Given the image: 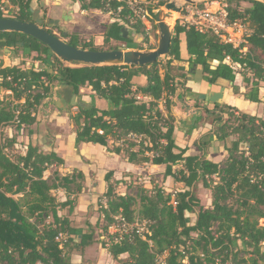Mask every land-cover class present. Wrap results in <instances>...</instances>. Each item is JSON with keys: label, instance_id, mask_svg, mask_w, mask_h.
<instances>
[{"label": "trees", "instance_id": "obj_1", "mask_svg": "<svg viewBox=\"0 0 264 264\" xmlns=\"http://www.w3.org/2000/svg\"><path fill=\"white\" fill-rule=\"evenodd\" d=\"M72 1H79L82 11L107 12L100 0ZM167 1L161 0L160 5ZM240 2L225 1L229 20L241 21L245 26V43L240 48L220 43L214 35L199 33L176 20L166 61L143 67H71L31 37L0 33V47L14 45L26 55L33 53L35 62H44L49 53L52 57L48 69L3 67L0 60V88L10 91L15 102L0 101V264H72L74 252L83 254L95 244L105 248L118 264H153L155 256L163 253L166 264H264V119L226 104L203 105L205 117L199 115L186 131L190 134L199 124L211 125L206 134L209 140H197L200 154L184 156L187 147H177L173 136V97L182 102L195 96L185 88L187 75L211 85L225 80L232 83L234 94H239L234 85L236 72L226 62L227 57L239 66L246 85L245 100L260 102V84H264V5L248 1L251 6L241 9ZM13 9L15 13L9 15ZM31 10V0H0V18L29 22ZM122 27L112 22L104 41L134 45L131 37L122 39ZM132 32L143 34L139 26L132 27ZM67 43L100 51L92 41L79 45L76 35ZM244 47L246 51L240 52ZM174 62L187 63L188 69ZM57 85L73 87L79 98L82 88L93 93L91 103L80 100L77 111L68 114L75 146L85 143L106 147L115 154L123 153L134 165H165L164 176H170L182 189L172 196L161 187L149 190L137 185L128 186L129 192L120 195L115 192V182L110 181L112 173H107V188L100 198L106 199L107 208H99L102 235L96 239L98 222L92 226L87 221L85 229L77 227L75 212L77 195L83 190V174L73 171L61 176L55 171L52 179H44L45 171L60 167L63 160L30 139L23 142V154H11L26 128L32 134L30 127L37 123L38 108L55 94ZM159 101L164 102L166 116L158 109ZM182 108L189 110L187 105ZM11 124L15 125L16 135L4 138L2 129ZM129 134L145 136L147 145L127 140ZM121 139H125L124 145L108 147L110 140L115 143ZM214 141L226 153L218 163L206 157ZM178 164L181 167L173 170ZM198 185L209 193L207 208L201 203ZM58 189L66 192L64 201L52 195ZM114 215L128 223L137 219L146 222L147 242L138 236L113 241L107 228ZM60 234L65 236L62 245L56 241ZM122 255L125 258H119Z\"/></svg>", "mask_w": 264, "mask_h": 264}, {"label": "crops", "instance_id": "obj_2", "mask_svg": "<svg viewBox=\"0 0 264 264\" xmlns=\"http://www.w3.org/2000/svg\"><path fill=\"white\" fill-rule=\"evenodd\" d=\"M76 8L74 6L73 10L67 12V14L71 13L72 20L74 18H84L83 15L87 14V11L80 10V6ZM77 10L80 11V13H78ZM63 14L66 13L62 12V15ZM111 23L112 21H108L106 24L110 25ZM106 30L107 27L103 31L102 39ZM181 49L183 52L184 43H181ZM213 63L216 66L217 63ZM173 65L184 67L185 71L188 69L187 63L174 62ZM186 79L187 80L185 88L189 89L193 94H195V96H193L194 98H192L190 101L191 103H194L195 100H197L198 94L205 93L207 91L219 92V89L223 87L224 91L221 104L233 106L240 111L264 119V113H262L263 98L261 97V93L259 94L260 102L252 103L245 100V98L243 97V93L246 91V88H244V86V89L241 88L239 90V94H234L232 90V83H229L222 79L217 80L216 84L214 85L208 84L207 82H204L198 78H192L190 76H187ZM234 85L237 86V83L234 82ZM80 90L81 92H87V94L83 95V98L81 100L86 103H91L93 101V93L91 92V90L88 88H82ZM188 99L190 98H187V100ZM172 100L175 103V105L171 108V112L175 117V127L173 134L175 144L179 148L187 147V151L184 156L198 155L200 154V150L197 146V140L199 138H202V141H208L207 139H209V137H207L206 134L209 129H211V125L209 124L210 127H208V123H205L204 125L199 124V127L197 129L193 130L190 134H187L186 131L188 129L184 127L185 119L189 115L195 113L185 112L176 97H173ZM203 105L205 104L203 103ZM158 109L163 116H166L167 112L165 110L163 101L158 102ZM60 111L61 109H58V111H56V113H53L54 115H52L51 117V122L54 123L52 133L53 139L48 142L47 151L53 150L57 154V156L63 160V164L60 167H51H55L53 172L57 171L60 172L61 175H66L72 173L73 171H78L83 174V190L77 195V210L75 212V225L77 227L85 229L87 221L92 226L96 225L97 222L99 224V222L102 221V218L100 219V205L98 204V201L103 196L107 188V182L105 181V176L107 175V173H112V178L110 179V181L115 182V192L120 195H124L129 192L128 186L135 187L137 185H140L143 188L149 190L153 189V187H161L165 192L171 193L172 196L174 195V193L182 189V185L175 183L170 176H164L166 169L165 165H152L150 162L145 165H134L127 161L123 153L115 154L109 151V149L106 147L85 143H81L78 146H75V133L68 119L69 113L66 111H62L63 113L61 114ZM211 143H213V145ZM211 143L208 148L206 157L208 160L218 163L225 158V153L223 154L222 147L218 142L214 141ZM114 146H116V143L110 140L108 143V147L110 149H113ZM210 150L211 153L209 152ZM180 167L181 164H178L176 166H173L172 169L175 170L176 168ZM139 175L147 176L144 178L147 180L142 181L140 178H135ZM137 180L141 182L138 183ZM202 190L204 191L205 189L202 187V185H198L197 192L200 199ZM205 191L208 192L207 190ZM53 194L60 195V197H57L60 201H64L67 197V194L63 189L54 190ZM204 196H206V194H204ZM210 202V196H208L205 203H201L204 207L207 208L210 206ZM80 218H82L81 221H79ZM193 221L194 219L192 220V222ZM87 249L84 250L83 254H80L83 255V258H85L84 254ZM119 258H125V255H122ZM72 264H75V261L72 260Z\"/></svg>", "mask_w": 264, "mask_h": 264}, {"label": "rangeland", "instance_id": "obj_3", "mask_svg": "<svg viewBox=\"0 0 264 264\" xmlns=\"http://www.w3.org/2000/svg\"><path fill=\"white\" fill-rule=\"evenodd\" d=\"M226 0H202L197 2V6L199 7H210V8H215L217 6H226L225 4ZM240 5L241 9H245L247 7H250L251 4L248 2V0H240ZM5 3V2H4ZM41 3H43V6H41ZM75 6L78 7L80 6V2L76 1L73 2L72 0H31V9H39V14L40 18L43 21H46L48 19H61L62 17V12H65L68 15L67 12L73 10V7ZM3 10L5 12H8L6 4H3L2 6ZM77 9V8H76ZM16 10H12V12H9V15H12L15 13ZM78 11V10H77ZM77 13V12H74ZM80 13V11H78ZM105 16V17H104ZM84 18H74L73 20H67V21H62L60 20L59 26L55 27L53 25L47 26L43 25V28L47 29L49 32H51L53 35L58 37L64 42H68L70 38L73 35H76L79 39V45H83L84 42L86 41H92L93 45L98 48L100 51H108V50H139L142 52H147L153 49H150L151 47H154V49L157 47L158 42H159V31L158 34L156 33L155 36V44L154 45H149L147 37L144 34H137L132 32V28H130L128 31V38H132V43L134 45H128L123 41H104L102 39L103 36V31L106 27H109L106 23L108 21H111V17H109L106 13H102L100 11L96 10H88L87 14L83 15ZM176 15L173 16V21L176 22ZM76 22V23H75ZM174 27V26H173ZM59 28H62L63 31H60ZM127 28V27H125ZM63 32L65 34H63ZM173 32V29H172ZM234 37H238V33L233 35ZM97 43V44H96ZM132 47V48H128ZM15 54V55H14ZM26 51L23 49H18V48H13L11 49V53H0V60L2 61V66L3 67H8V66H14V65H20L21 68H34V69H48L49 64L52 63V57L51 53H49V57L47 60L44 62H35L33 58L35 57V54H30L26 55ZM163 63L166 61V58L161 60ZM22 63V64H20ZM212 66H215V64L212 62ZM196 74H197V69H195ZM240 69L237 68L235 70L236 72V78H235V83H237V88L240 90L241 88L246 87L245 83L242 82L241 80V75H240ZM195 74V76H197ZM194 74H192L193 76ZM187 76H190L187 75ZM191 77V76H190ZM243 88V89H244ZM5 90H0V101L3 102V104L7 103H14L13 100V95L12 94H7L4 92ZM261 93V97L263 98V112L264 113V84H260V90L259 94ZM87 94V92H81L80 90V98L82 99L83 95ZM187 98H190L187 100ZM194 97H186L184 101H178L182 105H187L189 108L188 112L189 113H199V115L205 117V111L203 110V102L199 100H195L194 103H191V99ZM56 94H53L50 99L46 100L37 110L36 113V119L37 123L30 127L33 131L32 134H29V128H26V130L23 132V135L19 136V143H17L12 149H11V154H23L25 152V147L23 146V142L27 140H31L34 142V144L39 145L42 149H45L47 151V144L48 142L53 139L52 133H53V128H54V123L51 122V117L54 115L53 113H56L58 111L55 101L57 100ZM187 103V104H186ZM64 111L68 113H75L76 107H72L69 105H63L61 107V114ZM225 117V115H224ZM70 125V124H69ZM208 127L209 124H207ZM70 127V126H67ZM67 129V128H66ZM69 131V129H68ZM67 132V130H66ZM2 135L4 138H11L13 135H16L15 131V125L11 124L7 127H4L2 129ZM201 139V138H199ZM221 145V144H220ZM222 147V146H221ZM223 148V147H222ZM211 153V150L209 151ZM225 152H223L224 154ZM226 156V153L224 154ZM224 156V157H225ZM222 157V156H221ZM223 157V158H224ZM54 169L53 168H48V170L45 171L44 173V179L50 178L52 179L54 177ZM53 172V173H52ZM50 173V174H49ZM60 174V172H58ZM61 175V174H60ZM63 176V175H61ZM145 175H139L135 178H140L142 181L147 180L144 179ZM138 181V180H137ZM141 182V181H140ZM138 181V183H140ZM205 192V193H204ZM206 194V196H204ZM54 197H60V195L53 194ZM56 195V196H55ZM201 202L204 204L205 201L208 198V192L205 190L201 191ZM58 199V198H57ZM82 218L79 219L81 221ZM103 225V220L99 222L98 228H97V235L96 239H98V235H102V230L101 227ZM260 225H263V221H260ZM101 239V238H100ZM107 250L105 248H101L99 245H94L93 247L87 249L85 251L84 257L83 255H80L78 252H74L73 254V261H75V264H118L116 260L112 259V257L106 252Z\"/></svg>", "mask_w": 264, "mask_h": 264}, {"label": "water", "instance_id": "obj_4", "mask_svg": "<svg viewBox=\"0 0 264 264\" xmlns=\"http://www.w3.org/2000/svg\"><path fill=\"white\" fill-rule=\"evenodd\" d=\"M198 1L202 0H168L156 15V23L159 31V42L155 49L142 52L139 50H108V51H93L83 50L73 47L62 41L55 35L43 28V25L59 26L60 20H72L71 13L62 15L61 19H48L43 21L40 18L39 9L31 10V21L22 22L14 18H0V33H19L27 37H31L40 43L47 46L52 54H54L63 64L71 67L81 66H133L143 67L154 65L156 61L165 59L169 54L170 42L172 37V29L175 24L173 14H178L180 8L184 5H197ZM264 5V0H248ZM43 6V3H41ZM122 39H128V29L121 28ZM22 47L23 43H18ZM0 47V53H11V49ZM54 92L57 96L55 105L57 109H61L63 105L77 107L79 99L74 93V89L67 85H57L54 87ZM224 88L221 87L219 92H205L197 96V100L202 101L205 106L219 105L222 103ZM199 116V113L189 115L184 122V127L189 129L192 127L194 120ZM209 140V139H207ZM213 145V143H211Z\"/></svg>", "mask_w": 264, "mask_h": 264}, {"label": "built area", "instance_id": "obj_5", "mask_svg": "<svg viewBox=\"0 0 264 264\" xmlns=\"http://www.w3.org/2000/svg\"><path fill=\"white\" fill-rule=\"evenodd\" d=\"M90 1V0H86ZM104 3L107 9L106 14L111 17L112 22H116L123 27L132 28L139 26L143 30V34L147 37L149 45L155 44V36L158 34V29L155 30L156 15L164 5H160L161 0H100ZM114 5V6H113ZM2 11L6 13L3 8ZM183 26L192 27L199 33H209L218 38L220 43L230 44L234 48H240L245 43L246 30L241 21H230L226 6H217L210 8L207 6L199 7L197 5H184L180 8L177 18ZM238 33V37L234 34ZM244 53L246 48L239 50ZM226 62L234 70L239 66L230 62L227 57ZM1 83V79H0ZM1 90V88H0ZM11 94L10 91H4ZM127 140L140 142L143 141L147 145V139L143 135H127ZM125 139H121L116 143V146L124 145ZM106 209V199L100 200V208ZM147 224L144 221L135 220L128 223L122 216H112V223L107 228V234L111 235L113 241H117L121 237L132 238L138 236L142 240H146ZM56 241L62 243L65 241V236L59 235ZM147 242V240H146ZM151 245V242L148 241ZM109 244H106V247ZM166 253L156 255L153 264H166Z\"/></svg>", "mask_w": 264, "mask_h": 264}, {"label": "flooded vegetation", "instance_id": "obj_6", "mask_svg": "<svg viewBox=\"0 0 264 264\" xmlns=\"http://www.w3.org/2000/svg\"><path fill=\"white\" fill-rule=\"evenodd\" d=\"M59 30H60V31H63V29H62V28H59ZM63 34H65V33L63 32Z\"/></svg>", "mask_w": 264, "mask_h": 264}, {"label": "bare ground", "instance_id": "obj_7", "mask_svg": "<svg viewBox=\"0 0 264 264\" xmlns=\"http://www.w3.org/2000/svg\"><path fill=\"white\" fill-rule=\"evenodd\" d=\"M174 15H176V17H177V14L174 13L173 16H174Z\"/></svg>", "mask_w": 264, "mask_h": 264}]
</instances>
